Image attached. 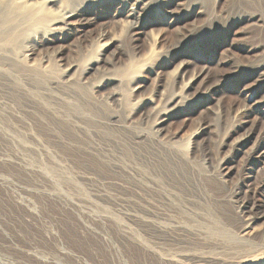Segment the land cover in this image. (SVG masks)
Returning a JSON list of instances; mask_svg holds the SVG:
<instances>
[{
  "label": "rangeland",
  "instance_id": "rangeland-1",
  "mask_svg": "<svg viewBox=\"0 0 264 264\" xmlns=\"http://www.w3.org/2000/svg\"><path fill=\"white\" fill-rule=\"evenodd\" d=\"M183 3L138 29L99 10L37 57L66 69L91 51L67 86L0 78V264H216L240 250L264 207V0ZM254 227L264 247V219Z\"/></svg>",
  "mask_w": 264,
  "mask_h": 264
},
{
  "label": "bare ground",
  "instance_id": "bare-ground-1",
  "mask_svg": "<svg viewBox=\"0 0 264 264\" xmlns=\"http://www.w3.org/2000/svg\"><path fill=\"white\" fill-rule=\"evenodd\" d=\"M168 1L170 0H0V78L5 75L14 76V74H16L17 76L16 81L18 82L17 79L21 78V77L19 78L18 74L27 73L29 74L30 77L33 78V80L35 79L36 81H38L37 83L39 82L48 83L47 76L50 78V75L47 74L46 76L45 73L47 72L52 74V77L55 74L56 75L60 74L61 77L59 78L58 76V78H56L55 80H51L48 83L51 89L52 88L58 89V87H61L62 85L67 86V84H69V82L73 79L71 73L77 71L81 63H83L85 60L87 59L91 60L92 58L90 55L91 49L90 50L88 49L90 51L88 54L79 52L75 56H73L70 63L67 65L66 69H62V66H59L58 60L56 61V60L48 59L47 61H45L43 60V58H39V60H37V57L42 56V53L44 51L47 52L51 50L55 51L54 49L63 42L66 36L83 32V30H85L87 25H91L94 22H97L99 16L98 12L101 9L115 8L116 11H115L114 20H116L117 16H119L123 20L127 21L128 24L133 25V22H136L135 23L136 26L134 27L135 29H138L141 26L142 24L141 22L144 19V17L149 15V13L155 12L159 7H163V5L166 4ZM173 1H176L178 6H182L185 0H173ZM173 13H171L172 17L173 15H175ZM180 20H181V13H178V15H176L172 19L173 22H178ZM254 22L259 23L260 21L254 20ZM143 24H148V22L143 21ZM140 32H141L140 34L143 33L147 34L145 29L143 28L140 29ZM101 38H103L102 34L100 35L99 39ZM93 45H95L94 42H91V46ZM87 63L88 62H86V64ZM97 64L98 63L93 62L92 64H90V67L87 68H89L90 71L98 70L99 68ZM186 68H187L186 65L179 66L178 72L174 80L175 83L181 84L185 81V79L188 76L187 73L188 70ZM135 69L136 66L132 65L129 70L125 71L124 79L129 80L128 78L132 77L131 72L134 71ZM201 74H199V76ZM132 79L133 78H131L129 81H131ZM197 79L198 78L196 77L193 78L189 84L192 86L194 84V81ZM119 82L122 84L123 81H119ZM28 84L30 85V83ZM126 84L127 83H125V86ZM28 86L26 88H28ZM31 86L33 85L31 84ZM48 87H45L44 90L48 91V89H50ZM29 91L32 93L31 90ZM45 94L47 93L45 92ZM55 95L57 94H54L53 96ZM146 102L152 104L151 105L152 108L153 106H155L154 105L155 101L151 99L147 98ZM157 143L159 144V142ZM47 176L50 177V175ZM258 210L259 212H257L256 215L250 214L246 218L247 220L245 219L246 224L245 225L243 224L244 227L242 228V232L240 230L241 235H239L238 237L239 244L242 245L240 247V250L237 252H233L230 257L219 259V261H216L217 263L219 262L221 264H260L261 262L259 261L261 260L263 261L262 264H264V258H257L254 255L256 251L257 252L262 251V253L264 254V247L259 248L258 246H256V244L252 242L257 230V228L254 227L255 222L260 218L264 219V207L261 209L259 208ZM157 228L159 230L167 232L166 231L167 229L165 227L157 226ZM171 228H175V226ZM169 232H172V230ZM261 245L262 244H260V246ZM166 261L175 262V263L178 262L176 259H172V258H168ZM205 261H200V262L198 261V264H204ZM213 263L215 262L213 261ZM205 264H207V261ZM208 264H212V263L209 262Z\"/></svg>",
  "mask_w": 264,
  "mask_h": 264
}]
</instances>
